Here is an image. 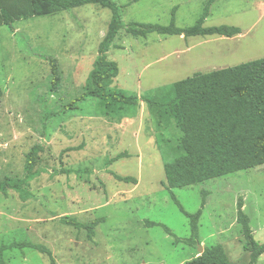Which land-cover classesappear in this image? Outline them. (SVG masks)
<instances>
[{"label":"rangeland","instance_id":"rangeland-1","mask_svg":"<svg viewBox=\"0 0 264 264\" xmlns=\"http://www.w3.org/2000/svg\"><path fill=\"white\" fill-rule=\"evenodd\" d=\"M122 21L178 27L233 25L232 37L162 35L133 37L122 28L107 51L118 68L110 87L128 95L153 96L196 72H210L264 57V0H113ZM111 10L97 4L20 19L0 26V181L21 176L26 154L40 143L39 174L25 194L0 192V246L42 244L4 251L5 264H183L200 246L222 244L232 264H247L237 201L254 238L264 243V164L172 193L189 213L202 209L200 245L176 239L190 235L189 219L165 187L163 165L178 155L180 131L158 127L145 102L107 105L84 96ZM60 71L52 86L49 58ZM75 102V103H74ZM133 177L136 183L118 181ZM205 204L202 207V201ZM103 219L88 236L87 224ZM169 230V233L167 232ZM256 264H264V254Z\"/></svg>","mask_w":264,"mask_h":264},{"label":"trees","instance_id":"trees-1","mask_svg":"<svg viewBox=\"0 0 264 264\" xmlns=\"http://www.w3.org/2000/svg\"><path fill=\"white\" fill-rule=\"evenodd\" d=\"M97 4L111 10L107 31L99 43L93 68L88 75V84L79 100L84 96L99 98L108 106L117 103L120 106L135 105L143 101L155 113L158 127H168L172 123L180 131L177 142L178 155L163 165L165 187L180 211L189 219L190 235L183 242L196 247L201 243L198 234V220L202 209L195 213L184 210L173 188L194 185L209 179L246 170L264 164V57L247 61L232 67L196 72L192 76L174 82L153 96L128 95L120 89L110 87L118 68L107 56L113 40L120 29L133 37H146L156 32L162 35L224 36L232 37L241 33L233 25L205 27L208 5L204 7L195 23L188 27H178L174 14L169 25L130 22L124 24L120 6L113 0H0V26L13 29V23L20 19L52 15L61 11ZM52 86L60 80V71L55 58L50 57ZM2 90L0 88V99ZM75 103V102H74ZM43 145L36 143L26 154L21 176L5 175L0 181V192L8 189L25 194L23 187L39 174L35 168ZM118 181L136 183L133 177L115 175ZM205 199L202 201V207ZM243 203L237 201V223L243 237V249L249 253L247 264H256L264 254V243L258 242L249 225V218L242 210ZM103 219L82 224L74 219H63L64 224L87 229L88 236L94 234V227ZM169 233V230L167 229ZM30 247L46 254L53 262L51 251L42 244H6L0 246V264H5L4 251L12 247ZM183 264H232L222 244L203 246V251L195 254Z\"/></svg>","mask_w":264,"mask_h":264},{"label":"water","instance_id":"water-1","mask_svg":"<svg viewBox=\"0 0 264 264\" xmlns=\"http://www.w3.org/2000/svg\"><path fill=\"white\" fill-rule=\"evenodd\" d=\"M199 245H200V244H199ZM202 251H203V247H202V246H200V247H199V251H198V252H199V253H201Z\"/></svg>","mask_w":264,"mask_h":264},{"label":"crops","instance_id":"crops-1","mask_svg":"<svg viewBox=\"0 0 264 264\" xmlns=\"http://www.w3.org/2000/svg\"><path fill=\"white\" fill-rule=\"evenodd\" d=\"M243 206H244V205H243ZM262 255H263V254H262ZM262 255H261V256H262Z\"/></svg>","mask_w":264,"mask_h":264}]
</instances>
